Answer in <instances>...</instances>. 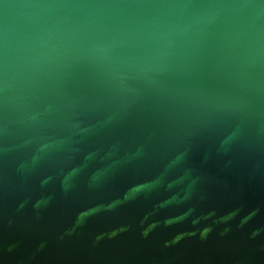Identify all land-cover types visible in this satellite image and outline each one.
I'll use <instances>...</instances> for the list:
<instances>
[{
	"label": "water",
	"instance_id": "obj_1",
	"mask_svg": "<svg viewBox=\"0 0 264 264\" xmlns=\"http://www.w3.org/2000/svg\"><path fill=\"white\" fill-rule=\"evenodd\" d=\"M0 264H264V0H0Z\"/></svg>",
	"mask_w": 264,
	"mask_h": 264
}]
</instances>
